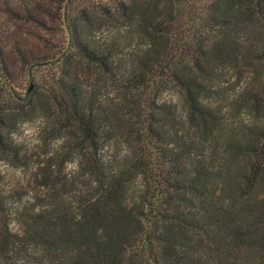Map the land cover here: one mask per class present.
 <instances>
[{
	"label": "trees",
	"instance_id": "trees-1",
	"mask_svg": "<svg viewBox=\"0 0 264 264\" xmlns=\"http://www.w3.org/2000/svg\"><path fill=\"white\" fill-rule=\"evenodd\" d=\"M140 1L93 8L132 49L89 43L88 13L63 7L70 45L46 103L15 72L47 57L0 43V161L29 165L13 134L38 101L52 139L67 135L27 191L0 185V264H264V0H208L186 31L184 0ZM36 6L7 8L35 22Z\"/></svg>",
	"mask_w": 264,
	"mask_h": 264
},
{
	"label": "rangeland",
	"instance_id": "rangeland-1",
	"mask_svg": "<svg viewBox=\"0 0 264 264\" xmlns=\"http://www.w3.org/2000/svg\"><path fill=\"white\" fill-rule=\"evenodd\" d=\"M12 1L0 0V43H20L25 52L47 57L49 62L43 66L32 68L29 74L26 73L25 69L15 72L18 93L24 95L28 88H31L30 97L34 102L40 95H43L41 101L46 103L44 97L47 95V91L50 90L54 80L61 74V65L55 63L57 54L66 50L70 45V36L65 31L61 20L63 7L72 8V17H75L77 12L82 10L88 13L91 20V25L88 26L86 34L89 43H93V39L98 40L101 37L109 43L118 38V43H124L128 49L135 46L134 41L127 38L125 30L111 34L107 27L103 26L98 31L93 27V8L98 13L101 11L109 12L120 1L125 0H33L38 5L35 10V22L28 19L25 21L21 14L9 12L7 7L12 4ZM207 2L208 0H184L183 15L178 26L185 31L189 28L194 29L196 26L198 28V19L203 15V9ZM140 3L143 4V7L148 6L145 3L150 4L148 0H141ZM161 7L159 6V9H162ZM190 18H195L196 22L193 23ZM72 54L73 52L70 51L69 55ZM92 81V74L83 80L86 87ZM162 99L173 110L179 109V98L174 91H165ZM36 104V110L32 112L31 120L21 124L13 134L14 142L22 148L24 156L29 161L28 168H14L11 164L0 161V185L7 190L24 189L23 191H27L28 187H32L31 176L37 167L36 163L43 162L51 154L56 153L67 136L61 134V136L52 139L51 121L47 119L49 106L46 107L44 103L39 101ZM74 170V163L65 166L66 172ZM9 227L14 231L17 224L12 221Z\"/></svg>",
	"mask_w": 264,
	"mask_h": 264
}]
</instances>
